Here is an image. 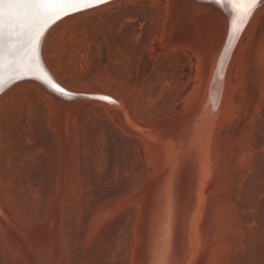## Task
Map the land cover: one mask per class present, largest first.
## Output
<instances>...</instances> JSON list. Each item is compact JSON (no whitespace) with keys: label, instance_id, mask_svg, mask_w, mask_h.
Here are the masks:
<instances>
[{"label":"rangeland","instance_id":"374dc122","mask_svg":"<svg viewBox=\"0 0 264 264\" xmlns=\"http://www.w3.org/2000/svg\"><path fill=\"white\" fill-rule=\"evenodd\" d=\"M168 18V0H116L61 21L44 54L66 88L98 82L111 97L132 95L141 125L177 119L199 83V62L190 50L164 45ZM71 127V174L58 201L59 264H132L138 204L104 221L87 249L84 242L99 207L129 199L152 177L148 149L102 104L81 109ZM59 170L49 104L34 85L10 88L0 96V203L20 224L45 222ZM205 242L199 264H264V11L246 33L236 106L217 133ZM0 264L19 263L0 245Z\"/></svg>","mask_w":264,"mask_h":264},{"label":"water","instance_id":"95a60500","mask_svg":"<svg viewBox=\"0 0 264 264\" xmlns=\"http://www.w3.org/2000/svg\"><path fill=\"white\" fill-rule=\"evenodd\" d=\"M116 0H106L94 8ZM214 0H168L169 18L163 38L168 48H184L198 58V85L177 119L148 126L132 116V95L108 96L98 82L82 89L66 88L48 68L44 46L52 29L73 13L50 25L39 48L40 78L25 74L0 76V96L10 88L35 85L50 108L51 126L60 141L57 195L45 222L20 224L0 203V245L6 259L19 264H59L58 201L69 182L73 154L72 118L83 108L102 104L127 135L140 138L148 149L152 177L125 200L95 212L84 242L87 249L103 222L126 204H138L132 264H199L207 236L209 201L215 191L216 139L234 112L240 50L264 0L251 10L233 11ZM91 8V9H94ZM64 89L68 95L57 91ZM107 97V99H101Z\"/></svg>","mask_w":264,"mask_h":264},{"label":"snow or ice","instance_id":"6c2138e0","mask_svg":"<svg viewBox=\"0 0 264 264\" xmlns=\"http://www.w3.org/2000/svg\"><path fill=\"white\" fill-rule=\"evenodd\" d=\"M106 0H0V76L15 79L25 74L40 78L41 39L56 21L73 13L94 8ZM220 4L221 0H214ZM260 0H226L233 11L251 10ZM57 91L68 95L64 89ZM107 99V97H101Z\"/></svg>","mask_w":264,"mask_h":264},{"label":"bare ground","instance_id":"6f19581e","mask_svg":"<svg viewBox=\"0 0 264 264\" xmlns=\"http://www.w3.org/2000/svg\"><path fill=\"white\" fill-rule=\"evenodd\" d=\"M44 56H45V54H44ZM45 61H46V64H47V66H48V68L51 70V68H50V66L48 65V62H47V60H46V56H45ZM52 71V70H51ZM52 73H53V71H52ZM53 76H54V73H53ZM55 77V76H54ZM58 79V78H57ZM56 79V80H57ZM61 84V83H60ZM31 86V85H30ZM34 87H36L35 85H34ZM37 88V87H36ZM38 89V88H37ZM106 93V92H105ZM108 96H110L108 93H106ZM111 97V96H110ZM144 126V125H143ZM218 155V154H217ZM221 158V157H220ZM211 200V199H210ZM7 210V209H6ZM9 212V211H8ZM20 223V222H19ZM205 244H206V242H205ZM205 249V248H204ZM205 251V250H204ZM61 254V253H60ZM205 254V253H204ZM61 256V255H60ZM60 259H61V257H60ZM203 261V260H202ZM60 263V262H59Z\"/></svg>","mask_w":264,"mask_h":264}]
</instances>
